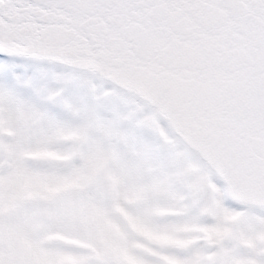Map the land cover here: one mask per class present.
Listing matches in <instances>:
<instances>
[{"label":"snow or ice","instance_id":"obj_1","mask_svg":"<svg viewBox=\"0 0 264 264\" xmlns=\"http://www.w3.org/2000/svg\"><path fill=\"white\" fill-rule=\"evenodd\" d=\"M0 264H264V0H0Z\"/></svg>","mask_w":264,"mask_h":264}]
</instances>
